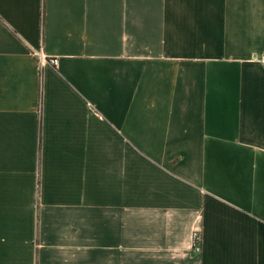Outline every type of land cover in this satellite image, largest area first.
Wrapping results in <instances>:
<instances>
[{"label":"crops","instance_id":"1","mask_svg":"<svg viewBox=\"0 0 264 264\" xmlns=\"http://www.w3.org/2000/svg\"><path fill=\"white\" fill-rule=\"evenodd\" d=\"M263 55L264 0H0V264H264Z\"/></svg>","mask_w":264,"mask_h":264},{"label":"built area","instance_id":"2","mask_svg":"<svg viewBox=\"0 0 264 264\" xmlns=\"http://www.w3.org/2000/svg\"><path fill=\"white\" fill-rule=\"evenodd\" d=\"M51 62L54 65L58 64V59L52 58ZM261 62L264 64V55L261 57ZM201 245H202V235L199 230H195L193 233V246L197 251L201 250Z\"/></svg>","mask_w":264,"mask_h":264}]
</instances>
